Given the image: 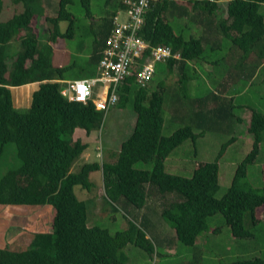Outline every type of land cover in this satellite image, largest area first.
Segmentation results:
<instances>
[{"label": "trees", "instance_id": "trees-1", "mask_svg": "<svg viewBox=\"0 0 264 264\" xmlns=\"http://www.w3.org/2000/svg\"><path fill=\"white\" fill-rule=\"evenodd\" d=\"M215 1L155 0L146 12L144 38L151 44L169 45L181 54V58L163 61L170 72L176 69L178 82L186 83L194 78L195 66L191 67L189 62L202 59L203 43L208 36L190 33L186 37L185 30L176 32L167 12L177 7L175 11L184 16L190 14L189 8H195L197 13L212 15L217 8ZM13 2L20 4V11L5 21L0 19V145L14 143L21 163L0 178V206L21 209L29 205H50L51 219L47 230L33 232L25 249H7L0 244V264H128L122 252L128 243L152 255L155 261L159 254L155 251V242L146 233L145 221L137 225L128 220L125 229L113 234L105 228L87 225L86 204L77 198L74 186L90 189L93 186L90 176L95 171H101L103 194L111 203L140 209L146 207L148 198L155 194L154 198L160 203L153 211L170 224L182 244L194 248L191 260L185 264H201V252L195 248V240L207 229V219L216 213L222 214L233 237L250 236L244 216L247 214L250 223L255 225L259 212L264 213V165L260 192L242 190L238 182L245 177L247 164L258 155L264 129L263 113L251 109L247 119V130L253 138L251 151L238 164L226 193L216 198L217 160L196 164L191 177L166 172L167 155L186 138L195 139L198 134L193 133L191 125H185L169 135H162L163 84L155 89L150 87V82L140 86L133 73L122 84L117 103L123 105L132 98L135 122L129 135L120 142L115 159L85 162L73 172V163L88 145L80 138L73 139L75 128L84 129L86 134L99 130L107 111L98 110L90 100H70L61 93L67 80L65 71L71 66L53 64L51 43L73 35L75 18L67 10L72 0H58L56 14L45 16L51 24L45 41L39 38L38 29V17L44 11L42 0ZM81 2L90 16L89 0ZM263 2L228 0L227 17L221 23L220 33L242 52L249 77L264 66V15L259 11ZM2 9L3 0H0V17ZM113 15L104 20L100 39L95 34L93 63L98 64L106 46ZM60 21L68 22L65 32L59 29ZM13 40L19 42L14 53L10 47ZM86 69H82V74H88ZM89 77L93 75L80 79ZM33 82L40 83L32 93L30 105L16 107L10 87ZM202 102L193 116L199 120L198 125L211 119ZM180 110L175 109V113ZM98 146L102 149L100 143ZM138 161L150 164V168L136 169L134 164ZM229 264H264V258L235 260Z\"/></svg>", "mask_w": 264, "mask_h": 264}, {"label": "rangeland", "instance_id": "rangeland-1", "mask_svg": "<svg viewBox=\"0 0 264 264\" xmlns=\"http://www.w3.org/2000/svg\"><path fill=\"white\" fill-rule=\"evenodd\" d=\"M120 1L89 0L90 16L81 0H72V3L67 6V10L75 18L73 35L70 38H58L56 42L51 43L53 64L61 67L71 66L65 71L66 79H80L88 75L94 77L98 74L97 64L91 61L96 45L95 34L100 39L104 33V20L116 11ZM57 3L58 0H42L44 11L38 17V29L39 38L43 41L48 40L51 28L45 16L56 14ZM19 11V3L14 4L13 0H3L0 19L5 21ZM259 11L264 15V2ZM174 20L172 25L176 27L177 32V22ZM67 28V21L59 22L61 31L65 32ZM189 34L187 32L184 35L188 37ZM226 40L225 38L221 41V49L213 47L210 41L205 40L202 59L189 62L191 67L195 65V74L194 78L186 83L178 82L176 69L170 72L163 61L156 63L155 72L150 81L152 89L159 84H163L164 88L161 134L169 135L185 125H191L193 133L198 134L195 139L186 138L167 155L164 161L166 172L191 177L196 164L217 160L219 183L214 193L216 198H221L226 193L231 186L238 164L251 151L253 138L247 130V119L251 109L264 114V66L249 77L244 61L231 56L229 59L228 54L224 58ZM10 47L12 52L16 51L19 48V42L13 40ZM209 52L211 55L208 58ZM203 60H206V63ZM83 68L89 70L88 74H82ZM251 70H254V67L251 66ZM37 84L30 85V88L37 87ZM12 87L10 89L13 104L16 107L29 106L31 97L28 98L29 103L16 102L23 87ZM202 101L205 102L211 119H207L204 125H198L199 120L193 116L199 109V105L204 104ZM178 108H181L180 112L175 113V109ZM192 119L193 122H191ZM134 122L132 98L123 105L114 104L105 113L99 130L80 137L88 145L73 163L71 171H78L85 162L114 160L120 142L129 135ZM99 143L102 146V152L97 154L96 147ZM259 144L260 149L256 159L247 164L246 175L238 182L242 190L253 192L262 190L264 129ZM223 145L225 146L222 148ZM20 163L14 143L0 145V178L7 171L18 167ZM134 167L149 169L150 164L138 161ZM90 180L93 182L90 189L75 185L74 193L86 204L87 225L105 228L110 234L125 229L128 220L140 225L142 215L152 210L153 201L160 203L159 199L154 198L155 194L148 198L145 208L138 209L131 205L122 206L120 203H111L103 194L101 171L93 172ZM259 217L256 224L252 225L248 215L245 214L244 225L251 233L250 236L233 237L222 214L216 213L210 216L207 219V229L202 231L195 240V248L201 252V264H229L235 260L264 258V213L259 212ZM50 219V205L43 207L29 205L21 209L14 206H0V244L7 249H25L34 231L48 229ZM145 229L148 237L153 239V243L155 242V251L159 255L155 254L157 257L153 261L152 255L128 243L122 249L128 264H185L191 260L194 248L182 244L176 236H173V231L167 232V241L164 243L156 240L155 232L151 227Z\"/></svg>", "mask_w": 264, "mask_h": 264}, {"label": "built area", "instance_id": "built-area-1", "mask_svg": "<svg viewBox=\"0 0 264 264\" xmlns=\"http://www.w3.org/2000/svg\"><path fill=\"white\" fill-rule=\"evenodd\" d=\"M155 0H122L112 18L106 46L98 60V74L65 80L61 93L70 100L92 101L98 110L108 111L119 99L120 88L134 73L136 83L146 86L158 61L181 58L169 45L151 44L144 38L146 12ZM96 152H102L100 146Z\"/></svg>", "mask_w": 264, "mask_h": 264}, {"label": "crops", "instance_id": "crops-1", "mask_svg": "<svg viewBox=\"0 0 264 264\" xmlns=\"http://www.w3.org/2000/svg\"><path fill=\"white\" fill-rule=\"evenodd\" d=\"M177 1H179V0H177ZM215 2H216L215 6H217V8H215L213 10L212 15L200 14V13H197V10H195V8L194 9L189 8L188 11L190 12V14H188V15L184 14V16H181L177 11H175L177 7L172 8L171 6L170 7L172 9L170 8V11L167 12V15H168L169 20L171 22H173L174 19H175L174 21L177 22V31H184L185 30L186 32L195 34V36H198L196 34H199V35L200 34L201 35L207 34V36H208L207 40L210 41V43L213 45V47L221 49V46H222L221 41L225 38L228 40L227 37H225L222 33H220L221 32L220 29H221V25H222L221 23H223L227 17L228 0H216ZM176 4L179 5L180 3L177 2ZM120 7H118L116 9V11ZM197 7H199V6H197ZM171 10H172V12H171ZM116 11L114 12V14L116 13ZM227 40L224 43V47H225V49H224L225 53L223 54L224 58H226V54H228L227 57L229 59L231 56V57H235L237 59L242 60V58H241L242 52L238 48L236 49V47L231 42H229L230 40L229 41H227ZM210 55H211V52H209V56H207V57L209 58ZM217 56H218V54H217ZM215 57H216V55H215ZM204 63H206V60H204ZM67 80H70V79H67ZM39 83L40 82H33V83H27L24 85H20L23 87V89H22V87H20L22 90L19 93V95L16 99V102L18 104L29 103L28 98L32 97L33 91H35L38 88V86L34 87V88H30V85H32V84L39 85ZM20 107H22V106H20ZM26 107H27V105H26ZM85 134H86V132L84 129L77 127L74 130L73 139H77L80 137L82 138L83 136H85ZM157 204L158 203H153V205L151 206L152 210L148 214L144 213L142 215L140 221H142V222L145 221V223L147 225L146 227L152 228V230L155 232L156 240H159L160 242L165 243L167 241V238H166V235L168 234L167 232L173 231V233H174L173 236H176V235H175L174 229L169 226L170 224H167V222L159 216L158 212L153 211L154 210L153 207ZM161 236H163L164 238Z\"/></svg>", "mask_w": 264, "mask_h": 264}]
</instances>
